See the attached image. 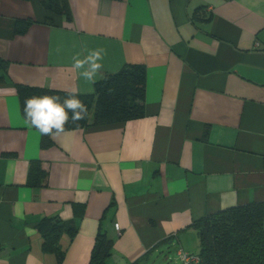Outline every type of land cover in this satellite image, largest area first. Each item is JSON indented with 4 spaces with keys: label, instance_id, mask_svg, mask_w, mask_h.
I'll return each instance as SVG.
<instances>
[{
    "label": "crops",
    "instance_id": "0c3cea01",
    "mask_svg": "<svg viewBox=\"0 0 264 264\" xmlns=\"http://www.w3.org/2000/svg\"><path fill=\"white\" fill-rule=\"evenodd\" d=\"M67 2L69 23L41 0H0V264H58L42 247L44 220L66 227L61 264H89L100 228L108 264L198 255L195 222L264 202V0ZM18 20L34 22L23 36ZM97 48L104 78L145 68L143 117L65 131L42 149L15 85L92 95L71 65ZM33 162L47 173L36 189L26 186Z\"/></svg>",
    "mask_w": 264,
    "mask_h": 264
},
{
    "label": "trees",
    "instance_id": "16d2710c",
    "mask_svg": "<svg viewBox=\"0 0 264 264\" xmlns=\"http://www.w3.org/2000/svg\"><path fill=\"white\" fill-rule=\"evenodd\" d=\"M116 1V0H110ZM43 10L69 23L72 20L67 0H41ZM202 15L196 10L192 21H201ZM34 24L32 20L15 22L14 33L23 36ZM53 25L52 19L46 21ZM8 63L0 60V85L7 84ZM145 68L139 65L125 66L117 74L106 76L94 85L92 95L80 96L88 107V116L77 123L69 122L65 131L88 129L106 125L125 123L144 115L145 99ZM21 111L26 98L41 95H59L64 98L66 93L39 88L15 85ZM51 136L41 135V148L51 147ZM47 179L39 162L29 166L26 186L40 188ZM83 207L74 206L76 218L83 216ZM197 232L199 241L198 264H264V202L250 203L222 210L206 216L192 225ZM40 229L43 232V250H54L61 264L65 253L57 246L60 234L65 225L44 220ZM71 237L76 233L75 227H68ZM112 253V242L101 228L95 238L89 264H108Z\"/></svg>",
    "mask_w": 264,
    "mask_h": 264
},
{
    "label": "clouds",
    "instance_id": "9594fccd",
    "mask_svg": "<svg viewBox=\"0 0 264 264\" xmlns=\"http://www.w3.org/2000/svg\"><path fill=\"white\" fill-rule=\"evenodd\" d=\"M106 50L97 48L88 50L80 57L74 56L72 69L78 76L92 85L98 79H103V63ZM94 91V88L91 89ZM77 89L66 90V95L31 96L25 99L23 115L25 122L36 129L43 136H58L65 132V125L69 122L77 123L88 116V107L80 98Z\"/></svg>",
    "mask_w": 264,
    "mask_h": 264
},
{
    "label": "rangeland",
    "instance_id": "374dc122",
    "mask_svg": "<svg viewBox=\"0 0 264 264\" xmlns=\"http://www.w3.org/2000/svg\"><path fill=\"white\" fill-rule=\"evenodd\" d=\"M168 257V260H165V257ZM150 264H180L178 256L173 251H166L163 256H157L154 261L150 262Z\"/></svg>",
    "mask_w": 264,
    "mask_h": 264
},
{
    "label": "built area",
    "instance_id": "2783aa9c",
    "mask_svg": "<svg viewBox=\"0 0 264 264\" xmlns=\"http://www.w3.org/2000/svg\"><path fill=\"white\" fill-rule=\"evenodd\" d=\"M114 228L117 232H119L118 225L115 224ZM177 256H178L180 264H198L199 263V258L197 255H189L182 251H179L177 253Z\"/></svg>",
    "mask_w": 264,
    "mask_h": 264
}]
</instances>
